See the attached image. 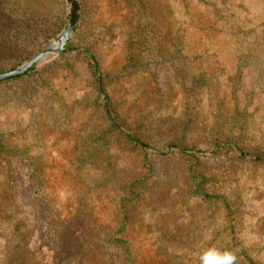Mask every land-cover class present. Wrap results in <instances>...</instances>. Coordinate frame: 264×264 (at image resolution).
Returning <instances> with one entry per match:
<instances>
[{"label": "rangeland", "instance_id": "1", "mask_svg": "<svg viewBox=\"0 0 264 264\" xmlns=\"http://www.w3.org/2000/svg\"><path fill=\"white\" fill-rule=\"evenodd\" d=\"M78 2L68 54L0 84L11 149L0 193L16 203L0 210V253L25 223L35 245L21 264H118L117 251H80L117 225L104 179L114 171L146 190L125 229L139 264H200L209 248L235 245L264 264V0ZM70 14L67 0H0V40L12 41L0 45V74L57 42ZM106 96L146 149L109 131Z\"/></svg>", "mask_w": 264, "mask_h": 264}, {"label": "trees", "instance_id": "2", "mask_svg": "<svg viewBox=\"0 0 264 264\" xmlns=\"http://www.w3.org/2000/svg\"><path fill=\"white\" fill-rule=\"evenodd\" d=\"M8 33L10 35L15 33V29L10 28L8 29ZM11 37V36H10ZM7 42H12L10 39L6 37L3 40H0V45H3ZM68 52H64L61 55H66ZM94 57L91 58L92 64L94 62ZM93 70H96L95 65H92ZM36 70L34 69L33 72ZM27 74L25 77L29 76ZM23 78H19L13 80V82H18ZM99 92L103 94V89H100ZM105 110L109 115V131L111 133H116L118 135L123 136L128 142L135 146H144L142 149H146V145L143 144L138 138L134 136L129 131H125L115 120L112 112H111V102H108V97H105ZM11 153V149L5 143V137L3 134L2 129L0 128V155L9 154ZM37 166H28V175L29 179L34 183H41V170L36 168ZM81 167H90L93 166H81ZM196 171H191V177L196 179ZM105 183L107 187L112 186L113 189L117 192V195L114 199L117 203V225L113 228L103 227V230H99L98 233L95 235L94 242L98 244V247L90 249V245L83 246V249L80 251L83 254H90L95 253L99 254L98 256H102L106 252L110 251H117L119 253L118 256V264H139V258L135 254L134 249L129 244V239L127 234L126 225L127 223H131L133 220H136L139 216L136 211L138 210L139 206L145 203L143 200V196H146L145 188H142V183L139 180L133 179L130 176H122L116 174L114 171L111 173H106L104 175ZM35 186V184H33ZM43 185V184H42ZM42 188V186H40ZM144 187H146L144 185ZM204 189L201 188L200 184L196 185V195L203 196ZM148 194V192H147ZM149 195V194H148ZM206 197H208L206 195ZM16 205L15 199L10 197L6 193H0V210L6 211L13 208ZM121 214L123 217H121ZM126 223V224H125ZM54 224H57L56 222ZM52 227H48L49 230H52ZM34 228L29 227L25 223H19L15 230V237L16 241L14 243L8 242L4 248V250L0 253V264H21L25 258L31 254V246L35 245L34 243ZM4 238V232L0 229V239ZM79 240V239H78ZM56 243V239H55ZM64 249L67 250V247H64L62 242L57 243L55 250L58 253H64ZM233 250L237 253V263L241 261H245L246 264H260L255 262L254 260L250 259L249 257L245 256L244 250L239 246L235 245Z\"/></svg>", "mask_w": 264, "mask_h": 264}, {"label": "water", "instance_id": "3", "mask_svg": "<svg viewBox=\"0 0 264 264\" xmlns=\"http://www.w3.org/2000/svg\"><path fill=\"white\" fill-rule=\"evenodd\" d=\"M71 6L70 23L57 42L50 44L43 51L38 53L33 59L23 64L19 68L7 73L0 74V84L12 80L22 78L29 74L34 68H36L41 62L48 59L52 55L68 50L67 45L70 42L71 37L77 31L80 20V5L78 0H67Z\"/></svg>", "mask_w": 264, "mask_h": 264}, {"label": "clouds", "instance_id": "4", "mask_svg": "<svg viewBox=\"0 0 264 264\" xmlns=\"http://www.w3.org/2000/svg\"><path fill=\"white\" fill-rule=\"evenodd\" d=\"M198 259L200 264H237V253L233 249L213 246L201 254Z\"/></svg>", "mask_w": 264, "mask_h": 264}]
</instances>
